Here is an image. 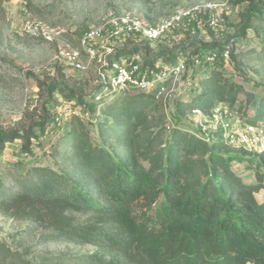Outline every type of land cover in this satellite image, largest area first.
<instances>
[{
    "label": "trees",
    "instance_id": "obj_1",
    "mask_svg": "<svg viewBox=\"0 0 264 264\" xmlns=\"http://www.w3.org/2000/svg\"><path fill=\"white\" fill-rule=\"evenodd\" d=\"M6 1L0 0V13ZM239 2L244 9L236 35L252 41L245 50L228 41H194L173 51L167 42L127 39L133 47L114 55L105 82L90 98L80 89L48 85L49 103L60 92L89 118L70 116L54 127L53 135L61 136L48 153L52 164L32 166L12 184L0 177V212L28 223L12 245L0 237V264H264V155L231 146L221 130L207 134L181 124L196 110L211 117L227 107L243 123L264 129V0ZM142 51L141 71L187 66L193 58L208 71L195 92L175 102L174 127L162 97L173 78L148 90L112 88L113 64ZM213 52L218 57L211 66L206 57ZM244 82L262 92L247 91ZM54 104L24 132L0 128V152L16 141L30 152L33 140L52 128L60 106ZM36 237L40 244L93 250L36 251L27 244Z\"/></svg>",
    "mask_w": 264,
    "mask_h": 264
},
{
    "label": "rangeland",
    "instance_id": "obj_2",
    "mask_svg": "<svg viewBox=\"0 0 264 264\" xmlns=\"http://www.w3.org/2000/svg\"><path fill=\"white\" fill-rule=\"evenodd\" d=\"M153 1L154 4L147 5L139 0H7L4 3V12L0 13V128L4 131L24 132L40 122L44 111L54 108V102L58 106L66 103L60 92L53 95V103L48 102L50 99L47 87L52 82L60 83L63 87L80 89L87 98L99 91L103 76L110 68V60L118 52L133 47V44L125 41L117 42L112 46V54L100 51L97 59L91 62L82 52V34L100 25L108 14L135 13L155 25L177 11L204 0ZM215 1L226 4L224 10L218 14V30H211L207 20L202 18V23L195 27L190 36L176 35L169 45L170 50L177 51L194 41L210 44H225L228 41L230 48L234 45L239 49L248 48L252 41L242 40L237 36L235 27L240 21L244 4L239 0ZM151 49L153 52L157 51L158 46L152 45ZM65 50L81 53V61L87 68L76 71L60 65L57 57ZM145 54V51L139 54L141 63ZM144 72H147V78L151 76L150 69L147 68ZM206 72L208 71L204 66L193 58V62L185 65L171 86L164 90V112L171 127L175 125V102L195 92L198 80ZM248 78H254V75L249 73ZM244 87L257 94L262 92L254 83L244 82ZM113 98L111 95L105 97V104ZM181 120L182 126L202 128L207 134L219 130L221 126L202 113L187 114ZM223 123L228 122L223 120ZM66 126L67 123L64 122L60 128ZM57 129L55 128L56 132ZM36 132L40 135L38 129ZM60 136L61 133H55L47 138L42 137L39 141L33 140L34 147L28 153L22 150L21 141L8 144L0 152V177L7 184H12L18 175L30 167L52 164L48 153ZM244 177L252 178L249 173H245ZM27 226V222H19L0 212V237L9 244H14L15 234ZM38 239L36 237L27 241L36 251L47 249L60 253L69 250L76 253L93 250L91 247H76L65 243L40 244Z\"/></svg>",
    "mask_w": 264,
    "mask_h": 264
},
{
    "label": "built area",
    "instance_id": "obj_3",
    "mask_svg": "<svg viewBox=\"0 0 264 264\" xmlns=\"http://www.w3.org/2000/svg\"><path fill=\"white\" fill-rule=\"evenodd\" d=\"M226 4H220L215 0H204L192 7L177 11L166 19L155 25L149 24L144 18L135 13L108 14L97 27L86 30L80 37L82 52L89 61L96 60L99 52L113 53L112 46L127 39L146 41L150 44L158 42L171 43L176 35L192 30L202 23V18L207 20L211 30H218L220 27L218 14L224 10ZM224 58H228L225 53ZM218 57L213 52L206 57V62L211 66L215 64ZM58 63L66 68L76 71H84L87 68L81 61V53L74 50H65L57 57ZM197 63H201L197 60ZM142 63L140 56L135 55L123 59L120 64H113L116 74L110 79L112 88L117 92L130 91L133 89L148 90L155 86L156 82H164L169 78L176 79L184 69L182 63L177 67L163 68L161 72L141 71ZM107 74L103 76L105 82ZM152 80V81H150ZM194 113H201L196 110ZM70 116L88 119L89 114L84 110L75 107L72 103H63L56 110L53 117V125L43 136L47 138L54 134V127L61 124ZM218 124L227 142L233 147H243L258 155H264V129L255 127L242 120L229 108L219 107L213 111L211 116ZM225 120L228 123H223Z\"/></svg>",
    "mask_w": 264,
    "mask_h": 264
}]
</instances>
